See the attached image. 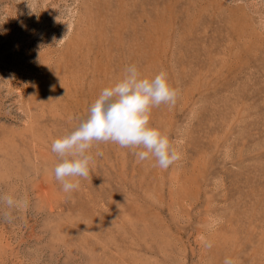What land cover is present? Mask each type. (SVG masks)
<instances>
[{
	"label": "rangeland",
	"instance_id": "obj_1",
	"mask_svg": "<svg viewBox=\"0 0 264 264\" xmlns=\"http://www.w3.org/2000/svg\"><path fill=\"white\" fill-rule=\"evenodd\" d=\"M131 64L182 159L99 142L63 192L52 141ZM0 194V264H264V0H0Z\"/></svg>",
	"mask_w": 264,
	"mask_h": 264
},
{
	"label": "clouds",
	"instance_id": "obj_2",
	"mask_svg": "<svg viewBox=\"0 0 264 264\" xmlns=\"http://www.w3.org/2000/svg\"><path fill=\"white\" fill-rule=\"evenodd\" d=\"M62 41V40H61ZM180 90L174 87L166 71L153 77H145L135 64L126 66L123 76L113 85L105 87L91 104L86 118L64 135L55 138L51 151L58 157L53 169L54 179L62 191L72 193L79 189L81 179H87L96 156L94 144L114 143L121 148L132 149L138 161L152 159L154 166L168 169L182 159V153L174 146L169 136L150 124L154 107H173ZM0 203L8 208L25 206L22 200L0 194ZM5 219L9 214L4 213ZM211 249L212 243L205 242ZM223 264H235L226 257Z\"/></svg>",
	"mask_w": 264,
	"mask_h": 264
},
{
	"label": "bare ground",
	"instance_id": "obj_3",
	"mask_svg": "<svg viewBox=\"0 0 264 264\" xmlns=\"http://www.w3.org/2000/svg\"><path fill=\"white\" fill-rule=\"evenodd\" d=\"M248 47V46H247ZM250 49V48H249ZM247 52H248V50H247ZM246 94V93H245Z\"/></svg>",
	"mask_w": 264,
	"mask_h": 264
}]
</instances>
